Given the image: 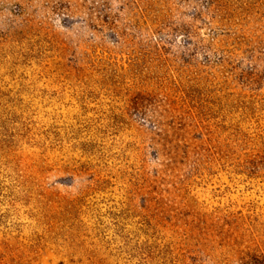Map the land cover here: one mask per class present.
<instances>
[{
  "label": "rangeland",
  "instance_id": "1",
  "mask_svg": "<svg viewBox=\"0 0 264 264\" xmlns=\"http://www.w3.org/2000/svg\"><path fill=\"white\" fill-rule=\"evenodd\" d=\"M0 264H264V0H0Z\"/></svg>",
  "mask_w": 264,
  "mask_h": 264
}]
</instances>
